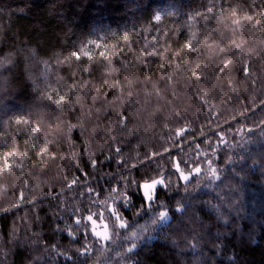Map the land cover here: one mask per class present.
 Returning a JSON list of instances; mask_svg holds the SVG:
<instances>
[{"label":"trees","instance_id":"obj_1","mask_svg":"<svg viewBox=\"0 0 264 264\" xmlns=\"http://www.w3.org/2000/svg\"><path fill=\"white\" fill-rule=\"evenodd\" d=\"M0 264H264V0H0Z\"/></svg>","mask_w":264,"mask_h":264},{"label":"rangeland","instance_id":"obj_2","mask_svg":"<svg viewBox=\"0 0 264 264\" xmlns=\"http://www.w3.org/2000/svg\"><path fill=\"white\" fill-rule=\"evenodd\" d=\"M182 177L185 180L186 177H187V175L185 173H183L182 174ZM161 183H162V179H157V180H153V181H149V182L142 183V191H143V194L145 196V199L149 203H150V201L154 197V193H155L156 188ZM117 215H118V213H115L113 217H116ZM147 219H144V221H140L141 223H139V226H136L135 228H132V230L131 229L130 230H127L128 228L127 229H124L125 226L124 225H121L122 222L121 221H117L118 225H121L122 229L126 230L125 231V234H126L127 238L125 237V239L128 242L127 243V245H128L127 248L130 247L132 250H134L140 244H142L143 241H145V240L148 239V238H145V237H147L149 235V232H147V231H148V228L151 227V221H153V218H150L148 220ZM116 220H118V219H116ZM102 224H103V221L96 223L97 227L99 226L100 228L103 227ZM107 228L109 229V226ZM109 231H110V229H109ZM95 233L97 234V230H95ZM99 235L102 238V240L106 241L107 236L105 235V233L99 234ZM194 259H197V257L194 258Z\"/></svg>","mask_w":264,"mask_h":264},{"label":"snow or ice","instance_id":"obj_3","mask_svg":"<svg viewBox=\"0 0 264 264\" xmlns=\"http://www.w3.org/2000/svg\"><path fill=\"white\" fill-rule=\"evenodd\" d=\"M155 19H156V20H160L161 17H160L159 15H157V16L155 17ZM74 55H76V57H80V54H79V53H74ZM243 71L247 72L248 69L245 68V69H243ZM182 178H183V177H182ZM166 215H167V213H164V212L161 213V217H164V216H166Z\"/></svg>","mask_w":264,"mask_h":264}]
</instances>
